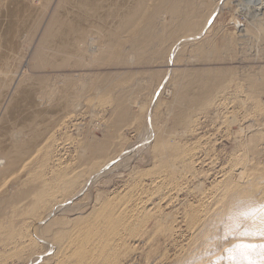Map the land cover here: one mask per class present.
Segmentation results:
<instances>
[{
	"label": "rangeland",
	"instance_id": "rangeland-1",
	"mask_svg": "<svg viewBox=\"0 0 264 264\" xmlns=\"http://www.w3.org/2000/svg\"><path fill=\"white\" fill-rule=\"evenodd\" d=\"M32 2L38 3L36 0ZM227 2H222L201 37L184 44L176 56H172V63L168 61V55L173 43L195 35L199 25L170 39L167 36L161 39L159 28L153 30L146 61H137L132 49L125 44L120 48V60L115 57L108 59L101 67L93 69L91 66V71L86 68L61 72L73 76L81 74L86 77L83 82H90L91 87L82 92L84 101L79 97L80 93L76 96L75 91L73 97L77 98L72 100L80 98L77 102L81 103L73 102L70 109L75 111H68L69 114L56 121L44 138L41 136L35 153L30 157L36 165L33 170L23 172L26 173L25 181H43L53 194L45 195L44 200L38 202L40 208H32V214H26L27 217L23 214L24 223L20 224L17 234L7 240L0 235V264H27L35 256L31 264H57L44 262L48 253L44 243L33 235L31 225L47 210L60 209L59 206L73 193V189L60 192L58 184L62 177L71 180L74 174H79L84 180L91 170L94 172L111 160L116 163L129 145L128 156L119 161L120 168L110 170L94 182L88 192L69 200L68 204L78 203L83 210L78 208L81 211L77 210L76 215L57 214L53 218L62 222L66 219L68 224L65 228H68L73 226L72 220L68 219L80 216V221H89L106 206V212H111L126 227L112 241L96 238L94 255L98 257L103 252L115 250V254L118 253L115 264H181L197 236H201L197 225L201 221L197 223L194 219L196 212L200 216L208 211L213 192L223 183L221 175L238 172L243 157L245 160L250 158L248 167L251 169H246L250 172L248 178L264 187V150L259 155L249 153V156L246 152L251 135L256 140L258 137L260 148H264V88L260 86L264 78V33L259 31L264 27V16L258 17V11H251L250 17L241 15L239 4L246 5V0ZM208 9L205 4L200 7L206 17ZM245 28L251 31L250 34L244 30L240 32ZM85 71L95 73L92 82L84 75L87 74ZM78 85L79 88L81 85ZM194 86L197 88L194 89L195 95L181 102ZM119 93H126L130 100L126 104L130 106V115L124 120L115 114L118 106L114 100ZM9 95L7 92L1 108ZM156 102L159 109L152 113L151 106ZM145 129L152 133L155 129H163L166 143L176 150V157L187 154V159L156 160L151 154L154 139L151 132L148 137L144 135ZM93 145L107 150V156L87 166L82 161L91 156L88 152L90 147L94 148ZM252 157L255 158L253 161ZM18 187V184H12L10 189ZM191 215H194V221H191ZM110 238L113 239L112 236ZM65 240L66 246L58 248L56 260L59 264H76L85 255L93 254V246L86 239L78 237L71 244Z\"/></svg>",
	"mask_w": 264,
	"mask_h": 264
},
{
	"label": "bare ground",
	"instance_id": "bare-ground-1",
	"mask_svg": "<svg viewBox=\"0 0 264 264\" xmlns=\"http://www.w3.org/2000/svg\"><path fill=\"white\" fill-rule=\"evenodd\" d=\"M32 1L35 2V0H0V215H3L0 219L4 220V222L0 220V235L6 240L17 234L20 224L24 223V215L32 214L38 202L43 201L45 195L49 196L50 192L45 182L40 180L27 182L26 173H23L25 170H33L36 165L30 157L35 153L41 136L44 138L56 121L69 114L73 109H70L73 102L76 103L84 97H81L82 92L91 87L90 82L84 83L86 77L84 78L83 75L81 78V74L73 76L71 73L61 72H66L64 71L66 69L82 71L92 68L91 66L94 69L114 57L120 60L122 54L120 48L122 46L124 48L125 44L132 49L137 61H146L148 60L146 51L152 44L153 30L159 28L160 38L167 36L170 39L177 38L192 26L199 25L200 28L195 35L173 41L172 51L170 49L168 55V61L171 62L172 56L174 58L184 44L202 36L215 13L221 8L222 2L230 0H216L214 3L213 0H36L38 3ZM204 4L209 7V17L200 10ZM239 5L241 8L238 9L243 13L241 15L250 17L251 11H258L257 16H264V0H246V5ZM258 17L257 19H260ZM243 30L247 34L251 32L246 28L240 32ZM259 31L264 33V27L259 28ZM35 36L37 37L33 41ZM262 36L264 37V34ZM42 71L47 74H41ZM86 73L88 75H84L92 82L95 73ZM200 80L203 82L202 79ZM78 84L81 85L79 88ZM260 86L264 88V78ZM203 87L205 86L202 85ZM195 88L194 86L190 94H185L181 102L192 97ZM75 91H77L76 96L80 93V98L73 101V98H77L73 97ZM7 92L10 95L1 108ZM127 97L129 98L126 93H119L114 100L116 107L118 106L115 108L116 111L114 110L115 114L121 120L130 115V106L126 105L130 100ZM79 104L76 105L77 108ZM159 106L156 102L151 106L153 109L151 108L150 112L158 110ZM143 131L146 137L150 135L149 132L152 134L154 141L151 154L156 160L168 162L170 158L178 157L183 161L187 159V154L176 157L178 155L175 154L176 150L166 143V133L163 129H155L154 133L146 129ZM258 141V137L256 140L254 135L249 137L246 151L249 156V153L259 155L264 150L260 148L261 144H258ZM98 147H90L88 155L91 156H87L82 163L91 166L94 165L93 161L107 156V150L97 149ZM130 148L131 145L124 148L123 157L130 152ZM123 157L116 163L111 160L110 163L103 164L94 172L91 170L93 173H87L88 177L84 180H81L79 174H74L71 180L66 176L60 179L58 184L60 192L68 190L71 192L73 189V193L71 192V196L59 206L60 209L47 210L31 225L33 235L44 243L42 244L48 253L44 259L45 263L59 264L56 260L59 254L58 248L66 246L64 240H68L71 244L80 237L93 246V254H87L88 257L85 255L83 260L76 264L91 262L115 264V256L118 254H115V250L103 252L98 257L94 255L97 250L94 245L96 238L112 241L126 227L119 219H115L111 212H106V206L89 221H80V216L68 219L73 223V226L68 228H65L66 219L62 222L53 218L57 214L67 217L76 215L77 210L82 209V206L79 207L78 203L73 202L72 205L68 204L69 200L73 201L78 194L89 190L94 182L103 178V175L106 176L110 170L120 168L119 161ZM249 159L245 160L243 157L240 160L241 167H238V172H228L227 176L226 172L223 173L222 185L215 189L212 197L210 196L212 198L210 208L209 206V209L204 208L208 211L205 210L200 216H197L199 215L197 212V215H193L197 223L198 220L201 221L199 224L195 221L200 227L198 231L201 236H197L198 239L194 241L190 253L182 259L181 264H245L243 259L245 255L254 261V264H264L260 247L264 245V187L254 184L248 178L250 172L246 169H251L248 167ZM254 159L251 158L252 161ZM12 184H18L19 187L12 190L10 189ZM4 211L7 213L4 214ZM193 216L191 215V221H194ZM77 221L80 226H77ZM57 240L61 241L58 243ZM242 245L254 247L244 248L241 247ZM36 257L27 264L33 263Z\"/></svg>",
	"mask_w": 264,
	"mask_h": 264
},
{
	"label": "snow or ice",
	"instance_id": "snow-or-ice-1",
	"mask_svg": "<svg viewBox=\"0 0 264 264\" xmlns=\"http://www.w3.org/2000/svg\"><path fill=\"white\" fill-rule=\"evenodd\" d=\"M241 247L248 248V247H254V246L242 245ZM260 247L262 249L261 259L264 260V245H261ZM243 259H244L245 264H254V261H252L247 255H245Z\"/></svg>",
	"mask_w": 264,
	"mask_h": 264
}]
</instances>
